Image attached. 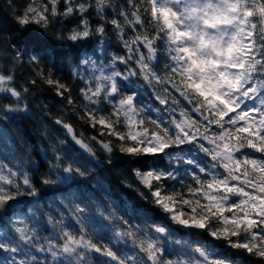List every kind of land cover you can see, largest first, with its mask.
Returning <instances> with one entry per match:
<instances>
[{
    "label": "snow or ice",
    "instance_id": "1",
    "mask_svg": "<svg viewBox=\"0 0 264 264\" xmlns=\"http://www.w3.org/2000/svg\"><path fill=\"white\" fill-rule=\"evenodd\" d=\"M5 3L20 35L10 45L12 67H0V96L12 98L0 104V264H264V0ZM67 18L76 20L69 41L96 38L89 54L76 52L75 75L84 85L79 89L81 119L115 138V145L99 141L109 154L158 157L138 160L141 167L133 169L153 204L171 224L204 232L223 247L184 239L154 218L143 227L132 224L110 207L97 205L90 214L87 203L65 205L67 217L47 214L54 231L45 237L14 218L21 197L39 194L16 160L23 149L7 127L14 120L10 114L29 110L28 89L15 83L16 66L33 59L29 50L53 47L50 26L54 19ZM109 28L122 55L107 51ZM37 75L59 96L67 93L69 105L75 103L72 88L51 70L39 69ZM144 92L148 96L141 100ZM55 123L95 156L71 124L59 118ZM65 155L54 152L49 167L56 178L45 175L42 184H70L88 175L74 161L65 163ZM167 180L178 181L182 190L162 194L161 182ZM97 225L112 231L107 243L93 239Z\"/></svg>",
    "mask_w": 264,
    "mask_h": 264
},
{
    "label": "trees",
    "instance_id": "2",
    "mask_svg": "<svg viewBox=\"0 0 264 264\" xmlns=\"http://www.w3.org/2000/svg\"><path fill=\"white\" fill-rule=\"evenodd\" d=\"M29 2L30 0H14L15 5L18 6L27 5ZM42 2L46 0H36L37 5ZM13 14L5 0H0V67H12L11 57L14 50L10 45L20 35L15 30V24L11 19ZM96 19L95 16L92 17L93 23ZM75 24L76 20L72 18L54 19L49 29V39L53 47L47 48L46 51L29 50L27 56L33 59L26 57L22 65L16 66L15 83L20 88L28 89V92L24 94V100L29 110L27 113L10 114L14 116V120L7 121V127L16 136L18 144L23 149L16 154V160L33 178L39 194L35 197H21L17 211L13 214L14 218L27 221L29 226L38 229L40 236L45 237L54 231L47 224V214L58 217V212H63L67 217L72 204L87 203L91 209L90 214L95 213L97 205L110 207L116 209L120 215L126 214L125 218L132 224H139L143 227L144 224L151 223L154 218L156 222L168 224L178 236L184 239H199L210 245L223 247V242L210 240L204 232L187 230L171 224L166 215L153 204L150 190L137 179L133 174V169L141 167L136 163L138 160L151 161L159 159L158 157H129L118 150L109 154L103 150L97 140L104 142L111 140L115 145V138L107 134L101 135V132L105 131L101 126L97 125L96 128H92L84 119H81L84 102L80 99L79 89L84 85L75 75L77 71L76 52L79 50L81 56L89 54L91 52L89 44L95 47L96 38L92 37L91 41L75 43L69 41L66 37ZM107 36L108 53L122 55L123 50L116 44V35L111 28ZM20 48L23 52V46ZM53 50L57 54L49 55L48 53ZM160 58L164 59L163 56ZM39 69L51 70L54 78L60 79L62 83L71 87L75 103L69 105L66 99L67 93L65 97L59 96L54 85L50 86L40 79L37 75ZM80 71L84 72L85 69L81 67ZM88 72L91 74V70ZM32 80H36V83L32 84ZM147 96L148 93L144 92L140 99L143 100ZM11 99V97L4 99L0 96V104H7ZM150 102L153 105L157 104L156 101ZM58 118L71 124L78 137L83 138L85 143H89L95 153L94 157L83 151L68 135L66 129L55 123ZM91 137H96V140H90ZM61 141L64 143H60ZM56 150H61L66 154L65 163L74 161V166L88 169V175L86 177L77 176L70 184L63 182L53 185L42 184L40 180L45 175L56 178L53 174L54 170L49 167L50 164L55 163L53 156ZM160 163L163 164V160ZM184 179L190 181V177ZM161 183L165 185L162 194L171 193L173 189L182 190L181 184L176 180ZM155 187L154 184L153 190ZM176 210L181 211L182 206L177 205ZM111 235V230H100L97 225L93 239L107 243ZM116 247L127 250L123 248V245H116ZM235 251L242 253V250ZM248 259L245 257V260ZM252 264L255 262L253 261Z\"/></svg>",
    "mask_w": 264,
    "mask_h": 264
},
{
    "label": "rangeland",
    "instance_id": "3",
    "mask_svg": "<svg viewBox=\"0 0 264 264\" xmlns=\"http://www.w3.org/2000/svg\"><path fill=\"white\" fill-rule=\"evenodd\" d=\"M137 179L139 180V178L137 177ZM142 183V182H141ZM143 184V183H142ZM144 185V184H143ZM177 212H179L178 210H176Z\"/></svg>",
    "mask_w": 264,
    "mask_h": 264
},
{
    "label": "water",
    "instance_id": "4",
    "mask_svg": "<svg viewBox=\"0 0 264 264\" xmlns=\"http://www.w3.org/2000/svg\"><path fill=\"white\" fill-rule=\"evenodd\" d=\"M99 141H100V140H97V143H99ZM100 146H101V144H100ZM101 147H102V146H101Z\"/></svg>",
    "mask_w": 264,
    "mask_h": 264
}]
</instances>
